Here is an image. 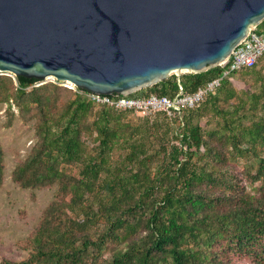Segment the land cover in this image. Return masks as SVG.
<instances>
[{
  "label": "trees",
  "instance_id": "1",
  "mask_svg": "<svg viewBox=\"0 0 264 264\" xmlns=\"http://www.w3.org/2000/svg\"><path fill=\"white\" fill-rule=\"evenodd\" d=\"M223 72L171 75L128 97L193 94ZM38 83L0 76V104L36 138L11 179L57 189L29 256L0 264H264V56L171 116ZM3 161L0 145V187Z\"/></svg>",
  "mask_w": 264,
  "mask_h": 264
},
{
  "label": "water",
  "instance_id": "2",
  "mask_svg": "<svg viewBox=\"0 0 264 264\" xmlns=\"http://www.w3.org/2000/svg\"><path fill=\"white\" fill-rule=\"evenodd\" d=\"M263 21L264 0H0V72L128 97L219 67Z\"/></svg>",
  "mask_w": 264,
  "mask_h": 264
},
{
  "label": "rangeland",
  "instance_id": "3",
  "mask_svg": "<svg viewBox=\"0 0 264 264\" xmlns=\"http://www.w3.org/2000/svg\"><path fill=\"white\" fill-rule=\"evenodd\" d=\"M0 76L15 80V77L9 73L0 72ZM232 81V85L237 90L248 89L242 81L236 79ZM46 83L68 89L63 86L67 85L64 82L58 84L41 81L36 86ZM6 110L7 105L0 104V145L4 151V179L0 187V262L3 260L20 262L29 256L31 236L41 223L45 209L53 201L57 188L52 186L40 190H28L13 183L12 170L29 155L36 138L33 122H24L15 107L11 108L12 118ZM204 121H201L202 125ZM232 260L236 264H250L247 260L237 257Z\"/></svg>",
  "mask_w": 264,
  "mask_h": 264
},
{
  "label": "built area",
  "instance_id": "4",
  "mask_svg": "<svg viewBox=\"0 0 264 264\" xmlns=\"http://www.w3.org/2000/svg\"><path fill=\"white\" fill-rule=\"evenodd\" d=\"M257 27H252L244 40L236 46L227 60L219 67L224 69L221 78L208 83L204 88H200L193 94H184L182 88L179 86V93L172 99L158 98L150 96L148 98H129L121 96L105 97L86 93L95 103L106 104L115 109H129L138 112L140 115H149L155 112H164L171 116L175 112H180L185 108L196 107L202 99L219 85L222 78L230 75V73L240 70L241 68L251 67L257 63L259 58L264 56V35L258 34ZM176 76V74H173ZM181 75V74H180ZM180 75H177L179 77ZM45 81L61 84L54 78H47ZM63 85L68 89L77 91L72 84L64 82Z\"/></svg>",
  "mask_w": 264,
  "mask_h": 264
}]
</instances>
